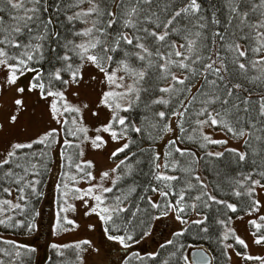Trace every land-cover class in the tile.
<instances>
[{
  "label": "snow or ice",
  "instance_id": "snow-or-ice-1",
  "mask_svg": "<svg viewBox=\"0 0 264 264\" xmlns=\"http://www.w3.org/2000/svg\"><path fill=\"white\" fill-rule=\"evenodd\" d=\"M9 94L0 225L37 230L55 152V234L99 228L117 264H264V0H0V108ZM162 218L180 227L141 255ZM4 243L0 264H30L35 248Z\"/></svg>",
  "mask_w": 264,
  "mask_h": 264
},
{
  "label": "rangeland",
  "instance_id": "rangeland-1",
  "mask_svg": "<svg viewBox=\"0 0 264 264\" xmlns=\"http://www.w3.org/2000/svg\"><path fill=\"white\" fill-rule=\"evenodd\" d=\"M11 94L4 97L3 103L4 107L0 108V122L5 124V127H11L8 124V117L11 114V105H10ZM94 98V96H93ZM88 119L91 120V116L88 115ZM17 136H23V133L17 129ZM54 166L55 169L51 173L49 182L47 184V189L45 196L39 209L41 215L37 217V233L33 234H14L7 232H0V237L5 239H10L18 243L32 245L37 249L38 260L36 264H43L48 257L49 246L53 243H74L77 239L90 238L93 240L94 244L101 249L100 257H97V264H117L119 260V246L115 242L108 241L106 237L102 235V230L97 229L95 233L86 235L83 230H76L71 233L55 234L53 225H54V214L58 210L59 199L56 198V183L58 175L60 173V160L61 157H58L54 152ZM106 159L105 156L97 155L95 153H89L86 155L85 159ZM84 186V185H81ZM75 214H70V217L74 218ZM81 223H87L82 216L80 217ZM92 222H95V219H92ZM180 226L175 223L171 218H162L159 221L154 222L152 236L149 237L145 242H142L135 250L139 252H154L157 250L158 241H165L168 238H171V233L175 230H178ZM238 232L245 236L246 239V226L244 224H238ZM161 235V239L160 237ZM253 251H258V249H253ZM232 264H238V258L233 255Z\"/></svg>",
  "mask_w": 264,
  "mask_h": 264
},
{
  "label": "trees",
  "instance_id": "trees-1",
  "mask_svg": "<svg viewBox=\"0 0 264 264\" xmlns=\"http://www.w3.org/2000/svg\"><path fill=\"white\" fill-rule=\"evenodd\" d=\"M63 166H64V160H63V157H61V160H60V171L63 169ZM54 169H55V166H54V156L52 154V159H51V162H50V171L45 175V177L43 178V183L40 186L41 187V190L44 192V196H45V192H46V189H47V184L49 182V178H50L51 173L53 172ZM59 181H60V175H58L57 183H59ZM57 183H56V185H57ZM55 191H56V198L58 197V199L60 201V193L57 191V188L55 189ZM44 196L38 202L35 199H33L32 203L35 205L36 209H38V210L41 209V205H42ZM20 218L21 217H17V219H20ZM36 221H37V218H36ZM0 232H7V233H14V234H24V235H28L29 234V233H27L26 229H23V228L10 229V228H5L3 225H0ZM36 233H37V230H35L31 234L35 235ZM161 235H162V233H160V237H159L160 239H161ZM6 240H10V239H5L3 237H0V248L9 247L8 245H6L4 243ZM163 242L164 241L161 242V240L158 241V247H157V250L156 251H161L159 249V245H160V243H163ZM187 242L188 243H193L192 238L189 237ZM16 243L17 244H22V243H18V242H16ZM201 243L204 244V247L205 248H208V244L207 243H204V242H201ZM26 245L29 248H35L32 245H28V244H26ZM140 254L146 256L147 255V252H145V253L144 252H140ZM163 254L164 253L162 252V255ZM27 260L30 261V264H36L37 263V260H38V252H37V249H36V252L34 254H31L27 258ZM43 264H58V257L56 256L54 250L51 248V245L49 246L48 257L44 261ZM133 264H139V262L133 261ZM149 264H151V262H149Z\"/></svg>",
  "mask_w": 264,
  "mask_h": 264
}]
</instances>
